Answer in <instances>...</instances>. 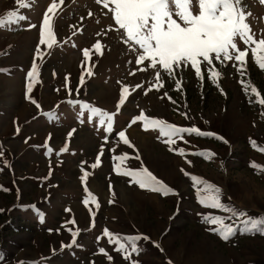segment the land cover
I'll return each instance as SVG.
<instances>
[{
  "label": "rangeland",
  "instance_id": "obj_1",
  "mask_svg": "<svg viewBox=\"0 0 264 264\" xmlns=\"http://www.w3.org/2000/svg\"><path fill=\"white\" fill-rule=\"evenodd\" d=\"M23 2L28 7L0 0V19L12 11L27 17L0 27V264H264V234L238 231L225 240L212 231L204 217L230 213L202 205V185L193 180L218 186L227 206L264 217V106L251 87L245 92L250 85L264 99V69L251 49L244 69L213 54L211 65L200 58L202 79L191 64H182L173 66V76L157 65V80L149 61L136 63L137 53L102 4L56 0L58 9L49 13L56 42L51 49L39 45L38 82L28 93L27 72L53 0ZM243 4L258 40L264 36V4ZM237 44L247 47L239 39ZM210 73L219 76L213 80ZM83 104L114 114L112 132L107 121L102 126L100 117L90 119ZM141 114L215 135L184 133L168 143L152 125L145 130L143 120L131 123ZM121 130L134 147L123 143ZM124 154V163L114 160ZM118 164L120 172L147 168L178 194L141 189L118 174ZM105 229L147 239L137 241L139 254L126 260Z\"/></svg>",
  "mask_w": 264,
  "mask_h": 264
},
{
  "label": "snow or ice",
  "instance_id": "obj_2",
  "mask_svg": "<svg viewBox=\"0 0 264 264\" xmlns=\"http://www.w3.org/2000/svg\"><path fill=\"white\" fill-rule=\"evenodd\" d=\"M17 2L22 8L28 7L23 0H17ZM63 3L64 0H59L60 5ZM96 3L102 4L103 8L108 9L114 14V21L118 26L116 30H123V42L130 44L132 50L137 53L136 63L141 64L144 61H149L150 67L156 70L155 75L157 80L160 77V70L157 69V65L162 66V70L168 76H173V66H175V69H180L182 64L184 66L191 64L198 77L202 79L201 68L199 66L200 58H203V61L211 65L213 54L217 61H220L221 57L224 60H235L239 63L240 69H244L245 58L248 56L249 48L255 57V62L260 68L264 69V36L257 40L256 34L252 32L249 23L246 22L247 17L251 16L252 13L246 12L243 0H96ZM260 3L264 4V0H260ZM110 5L113 7L110 8ZM57 9L58 3L56 0H53L43 16L41 38L36 50V57H34L31 69L27 72L28 93L32 92L34 82H38L39 71L35 59L37 57L42 59L43 57L39 45H47L51 49L56 42L53 27L50 23L52 17L49 13H55ZM25 19L27 17L24 15L12 11L5 18L0 19V27L16 24ZM29 27H36V25L30 24ZM109 30L112 29L110 28ZM238 39L247 46L245 50L239 49L237 44ZM253 45L255 47H252ZM94 48L99 52L102 49V44L97 42ZM83 54L86 59H90L89 49H84ZM243 74L244 72L242 71L241 75ZM87 75H92L90 68ZM210 76L215 80L219 76V73H210ZM81 82H83V77L81 78ZM249 87H251V94H255L258 97L256 102L264 106V99H259L260 93L255 87L245 85L246 94H248ZM123 92L127 93L128 88L125 87ZM29 98L31 99V97ZM32 103L37 108L40 107L35 100H32ZM124 103L125 101L122 98L118 107ZM82 107L90 110V119L100 117V125L104 126L107 121L106 129L109 133L112 132L114 114L91 107L88 104H83ZM48 115L54 116L55 113L49 112ZM139 120L144 121L145 130L148 129L149 125L159 129L162 136L168 137L166 141L168 143H174V138L184 133L196 134L198 136L215 135L213 133L202 132L196 127H178L160 119L149 118L143 114L136 116L131 123ZM118 136L123 140L125 145L134 147V145H131L125 131H119ZM218 138L223 139L222 137ZM105 142L107 143V138H105ZM251 144L253 147H257L256 141H251ZM260 150L264 151V148ZM102 151L103 149L101 150V154ZM110 151H115V149H110ZM179 154L185 155L184 149H179ZM195 154L200 155L202 153ZM2 155L3 150L2 146H0V156ZM128 158L127 154H124L114 157V160L122 164ZM136 158L139 159V156ZM98 164L99 159H97L92 167L95 168ZM252 166L261 169V166L255 163ZM117 172L118 174L130 177V182L135 183L141 189L159 192L163 195L178 194L154 176L147 168L142 167L139 170H124L120 172L118 164ZM87 175L88 173L85 172V178ZM193 180L198 185H202V187H198V192L202 193L199 198V202L202 205L230 213L227 217L206 215L204 221L209 225L215 226L211 229L212 231L217 232L225 240L234 236L238 231L264 234V217H250L246 211L227 206L222 201V190L218 186L198 177H193ZM228 221L233 222L230 223ZM235 221H239V223ZM72 223H75V221L73 220ZM76 234L73 233V236ZM104 235L109 238V243L118 245L116 250L122 252L126 260H130L134 254H139L140 248L136 242L140 239H147V237L140 236H120L119 234L111 233L107 229L104 230ZM125 241H130L131 243H125ZM72 243L74 244L75 240ZM100 252L106 254L103 248L100 249ZM108 259L111 260V256H108ZM131 264H139V262L131 261Z\"/></svg>",
  "mask_w": 264,
  "mask_h": 264
}]
</instances>
